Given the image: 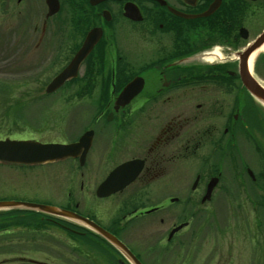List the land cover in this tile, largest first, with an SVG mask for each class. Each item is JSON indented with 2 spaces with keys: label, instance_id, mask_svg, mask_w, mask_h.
<instances>
[{
  "label": "flooded vegetation",
  "instance_id": "af4514ba",
  "mask_svg": "<svg viewBox=\"0 0 264 264\" xmlns=\"http://www.w3.org/2000/svg\"><path fill=\"white\" fill-rule=\"evenodd\" d=\"M20 2L23 0H16V4ZM40 3L45 13L31 47L35 55L38 53L43 58H37L33 68L40 71L41 77L48 78L44 90L68 65L87 32L100 28V38L80 62L76 75L55 90L68 89L70 85H76L75 90H110L111 97L97 114V117L104 114L107 122L127 108L142 111L143 138L121 141L125 133L132 134L131 120L127 128H121L122 124L118 128L116 124L106 145L110 152L121 147L130 152L109 172L132 159L142 160V168L130 184L106 197L119 195L132 186H137L139 191L159 186L154 180L160 175L165 178V175L190 174L194 175L193 180L182 185L190 190L189 197L183 199L190 216V206L195 205L190 197L201 179L199 186H203L204 193L200 203L210 201L215 189L239 184L243 176L240 173L243 142L252 148L254 162L259 166L256 174L247 166L245 173L250 182H256L257 190H264V105L244 88L239 74L241 55L264 31V0H57L58 9L50 15H47V0ZM121 22L141 33L139 61L131 58L132 49L123 55L112 47L116 41L115 29ZM36 29L37 25L34 32ZM56 30L63 32L59 33L60 38L53 37ZM261 46L254 57V70L264 62V43ZM136 77L141 79V90L127 105L114 110L116 95ZM88 130L93 134L82 165H79L82 150L76 157L68 158L81 167L94 144L95 132ZM82 133L72 141L61 143L75 142ZM6 137L11 138L0 139ZM201 174L207 176L201 178ZM212 178L216 183L210 197L203 201ZM96 188L94 196L101 199L96 196ZM178 202L181 199L177 195L163 198L148 208H143V203L125 202L115 218L110 215V207H106L101 210L105 216L109 213L103 223L75 208L73 211L115 236L141 264H148L132 247H138L136 239L134 243L123 236L126 226L138 215L164 212L163 209ZM163 220L159 218L160 223ZM181 223L186 225L170 235L178 225L172 224L166 234L167 242L188 225V221ZM47 224L67 236H60L54 244L49 240L50 247L60 245L62 264H132L121 250L83 223L50 216ZM30 261V264H51Z\"/></svg>",
  "mask_w": 264,
  "mask_h": 264
},
{
  "label": "rangeland",
  "instance_id": "374dc122",
  "mask_svg": "<svg viewBox=\"0 0 264 264\" xmlns=\"http://www.w3.org/2000/svg\"><path fill=\"white\" fill-rule=\"evenodd\" d=\"M44 13L40 0H23L19 4L16 0H0V137L68 142L93 129L94 144L83 167L68 158L33 166L0 163V200L75 208L103 223L109 213L105 216L101 210L106 207H110V215L115 218L125 202L143 203V208H148L163 198L177 195L180 203L169 205L164 212L137 214L126 226L123 236L134 243L136 239L138 247H132L146 263L264 264V190H257L256 182H250L245 173L246 166L255 174L259 170L246 142L240 143L243 176L239 184L215 189L210 201L200 203L204 193L203 186H199L201 179L190 197L195 204L190 206V216L189 206L183 201L190 190L188 186L182 187L193 180L194 175L190 174L165 178L160 175L154 180L159 186H148L143 191L132 186L116 196L101 199L94 196V188L109 170L130 153L125 147L116 152L106 150L114 127L116 124L118 128L121 124V128L126 127L132 120V134L125 133L121 141L143 138L142 111L127 108L107 122L104 114L100 117L97 114L111 97L110 90H75L76 85H70L68 89L46 94L44 84L48 78L41 77L40 71L33 68L43 58L38 53L36 57L31 47L38 37ZM115 31L112 47L123 55L132 49L131 58L139 61L140 31L130 30L122 22ZM54 32L53 37L60 38L62 31ZM254 68L252 65L253 75L264 85V62ZM49 218L23 209H0V264H30V260L62 264L60 245L50 247L49 240L54 244L60 236H67L47 224ZM159 218H164L163 223ZM184 221L188 225L167 242L166 234L172 224ZM159 236L161 241L157 239Z\"/></svg>",
  "mask_w": 264,
  "mask_h": 264
},
{
  "label": "water",
  "instance_id": "95a60500",
  "mask_svg": "<svg viewBox=\"0 0 264 264\" xmlns=\"http://www.w3.org/2000/svg\"><path fill=\"white\" fill-rule=\"evenodd\" d=\"M98 1L101 0H92V2ZM47 2L49 5V11L47 15L56 12L58 9L57 0H47ZM100 36V28H93L87 32L82 46L75 53L68 65L47 84L44 90L45 93H51L55 91V89L60 87L65 81L76 75V71L80 62L87 56L90 49L97 42ZM263 43L264 31L261 33L257 41H255L241 55L239 63V74L244 88L264 105V86L257 79H255L248 66L249 56L253 51L261 47ZM141 87V79L138 77L134 78L131 82L126 84L116 95L113 103V109L117 110L127 105L130 100L139 93ZM111 115L112 113L110 112L108 114V119L111 117ZM92 134V130H87L83 132V134L78 138L77 141L70 143L40 142L31 139H0V162L15 165L44 164L68 157H76L82 150L79 157V164L81 165L84 161L85 153L90 147ZM142 164V160L132 159L124 161L115 166L97 186L96 196L106 197L125 188L140 172ZM215 183L216 179L212 178L207 185L203 201L210 197ZM8 208L31 210L83 223L100 234L102 237H104L113 246L121 250V252L131 261L132 264H141L138 259L128 250V248L115 236L102 229L100 226L90 221L86 217L74 211L34 202L20 200H0V209ZM184 225H186V223H181L175 226L171 230L170 235L181 229Z\"/></svg>",
  "mask_w": 264,
  "mask_h": 264
},
{
  "label": "bare ground",
  "instance_id": "6f19581e",
  "mask_svg": "<svg viewBox=\"0 0 264 264\" xmlns=\"http://www.w3.org/2000/svg\"><path fill=\"white\" fill-rule=\"evenodd\" d=\"M263 48V46L259 47L258 49H256L255 51H253L251 53V55L249 56V60H248V66H249V69L251 70L252 69V65H253V61H254V57L256 55V53L258 51H260L261 49ZM252 71V70H251Z\"/></svg>",
  "mask_w": 264,
  "mask_h": 264
}]
</instances>
